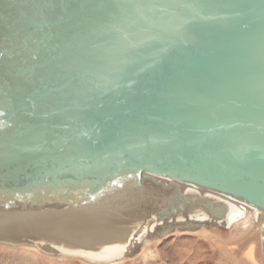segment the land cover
<instances>
[{"label": "water", "instance_id": "1", "mask_svg": "<svg viewBox=\"0 0 264 264\" xmlns=\"http://www.w3.org/2000/svg\"><path fill=\"white\" fill-rule=\"evenodd\" d=\"M151 175L264 219V0H0V212L81 217ZM162 188L154 239L229 228Z\"/></svg>", "mask_w": 264, "mask_h": 264}, {"label": "bare ground", "instance_id": "2", "mask_svg": "<svg viewBox=\"0 0 264 264\" xmlns=\"http://www.w3.org/2000/svg\"><path fill=\"white\" fill-rule=\"evenodd\" d=\"M151 176L156 185L147 181L140 187L131 185L119 193L112 192V195L106 197L102 195L95 203L89 204L87 211L80 210L81 217L67 216V209L52 214L54 218L47 219L48 216L45 215V222L36 223L29 219L28 222L19 223L15 220L25 221L30 214L0 212V223L14 221L9 230L0 231V245L28 247L48 256L78 258L89 263H118L127 259L138 244L142 249L156 240L153 237L159 226L156 212L169 200L173 192L162 187L176 186H180L183 192L201 199L199 201L203 205L207 202L227 204L229 211L224 223L230 227L242 219L251 220L259 229L262 241L264 219H260L262 214L256 207L198 186L178 183L157 175ZM139 200L145 201V207H142ZM148 214L151 219L147 218ZM188 214L190 218L198 220L207 219L206 215L208 216V212L201 207L190 210ZM262 252L264 258V250Z\"/></svg>", "mask_w": 264, "mask_h": 264}, {"label": "rangeland", "instance_id": "3", "mask_svg": "<svg viewBox=\"0 0 264 264\" xmlns=\"http://www.w3.org/2000/svg\"><path fill=\"white\" fill-rule=\"evenodd\" d=\"M258 230L247 219L229 228L175 230L148 243L135 256L114 264H264L263 244ZM0 264L101 263L48 256L28 247L0 245Z\"/></svg>", "mask_w": 264, "mask_h": 264}]
</instances>
